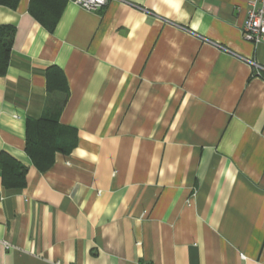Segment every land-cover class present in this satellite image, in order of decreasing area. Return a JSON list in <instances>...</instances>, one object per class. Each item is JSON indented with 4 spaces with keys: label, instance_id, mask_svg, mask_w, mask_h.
Segmentation results:
<instances>
[{
    "label": "crops",
    "instance_id": "0c3cea01",
    "mask_svg": "<svg viewBox=\"0 0 264 264\" xmlns=\"http://www.w3.org/2000/svg\"><path fill=\"white\" fill-rule=\"evenodd\" d=\"M250 0L0 3V264H264V43ZM53 21V22H52ZM49 22V25L44 24ZM63 75L47 90L46 72ZM56 83V82H55ZM76 144L41 170L26 120ZM8 160L26 168L4 184Z\"/></svg>",
    "mask_w": 264,
    "mask_h": 264
},
{
    "label": "trees",
    "instance_id": "16d2710c",
    "mask_svg": "<svg viewBox=\"0 0 264 264\" xmlns=\"http://www.w3.org/2000/svg\"><path fill=\"white\" fill-rule=\"evenodd\" d=\"M0 3L15 5V0H0ZM53 22V21H52ZM49 25V22H44ZM14 29L7 25L0 26V75L4 74L8 66L9 51L11 48ZM47 90L52 91L63 75L58 69H49L46 72ZM56 82V83H55ZM56 110L45 112L38 119L26 120L25 151L30 156L34 165L44 170L53 161L55 152L68 153L76 144V135L71 128H66L58 123ZM26 168L16 165L8 160L2 174L4 184L10 187H20L25 183Z\"/></svg>",
    "mask_w": 264,
    "mask_h": 264
},
{
    "label": "built area",
    "instance_id": "2783aa9c",
    "mask_svg": "<svg viewBox=\"0 0 264 264\" xmlns=\"http://www.w3.org/2000/svg\"><path fill=\"white\" fill-rule=\"evenodd\" d=\"M79 7L96 11L107 3L108 0H71ZM242 37L254 44L264 43V0H250V7L247 10V16L242 26ZM255 67L256 74H260L263 67L255 64L252 60H247Z\"/></svg>",
    "mask_w": 264,
    "mask_h": 264
}]
</instances>
